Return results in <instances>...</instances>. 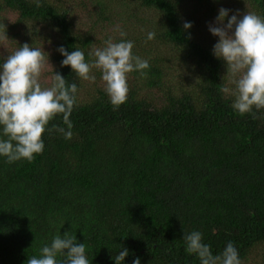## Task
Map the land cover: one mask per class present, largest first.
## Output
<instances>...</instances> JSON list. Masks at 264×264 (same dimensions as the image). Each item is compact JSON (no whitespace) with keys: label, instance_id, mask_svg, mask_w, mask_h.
I'll use <instances>...</instances> for the list:
<instances>
[{"label":"trees","instance_id":"trees-1","mask_svg":"<svg viewBox=\"0 0 264 264\" xmlns=\"http://www.w3.org/2000/svg\"><path fill=\"white\" fill-rule=\"evenodd\" d=\"M221 8L225 23L264 18V0H0V65L27 43L49 57L42 86L58 73L78 89L71 139L46 131L31 163L0 156V264H27L66 232L89 264H116L125 248L123 264H200L185 250L193 231L213 255L232 242L241 264H264V109L241 116L221 91L234 88L209 31ZM109 38L132 41L149 63L115 110L100 71L89 87L58 51L79 49L89 63ZM53 124L68 131L62 116Z\"/></svg>","mask_w":264,"mask_h":264},{"label":"clouds","instance_id":"clouds-1","mask_svg":"<svg viewBox=\"0 0 264 264\" xmlns=\"http://www.w3.org/2000/svg\"><path fill=\"white\" fill-rule=\"evenodd\" d=\"M35 4L40 7V0H35ZM228 14V9L221 8L217 17L219 26H209L212 35L219 37L213 53L226 62V75L234 85V88L225 86L221 91L234 97L232 107L239 115L252 114L255 119L253 110L264 109V18L247 12L242 18L232 15L225 23ZM183 27L190 29L192 25L186 22ZM116 31L121 37L127 35L118 25ZM154 38L155 33L149 32L147 39ZM105 45L90 53L96 58L91 64L79 49L70 54L63 47L58 51L65 57L62 66H70L81 80L95 82L92 70L101 72L115 110L127 101L128 74L137 71L146 75L144 70L149 68V63L133 55L134 44L130 40L114 42L109 38ZM49 64L44 50L25 43L0 65V136L6 137L0 138V156L6 157L9 164L22 159L31 163L36 155L42 154L46 131L62 133L65 139L72 137L70 115L76 104L77 85H68L62 75L54 73L51 86H42L41 77ZM57 116H62L68 131L56 124L48 127ZM183 240L186 252L195 254L200 264H241L232 242L222 254L213 255L210 246L202 242L200 232L184 234ZM40 252L39 258L28 257L27 264H89L85 244L77 243L76 236L69 232L55 236ZM128 254L127 248L120 251L114 258L116 264H123ZM133 264H140V259H134Z\"/></svg>","mask_w":264,"mask_h":264},{"label":"rangeland","instance_id":"rangeland-1","mask_svg":"<svg viewBox=\"0 0 264 264\" xmlns=\"http://www.w3.org/2000/svg\"><path fill=\"white\" fill-rule=\"evenodd\" d=\"M38 28H39V31L41 33V35H45L44 37H46V39H49L50 38V33L48 31V29L46 27H44L42 24L41 25H38ZM9 50V45L8 43H4L1 47H0V54H4L6 53L7 51ZM90 64L91 63H94V61L92 62H89ZM97 73H98V70L96 69H93V72L91 73L92 75H95V77H97ZM101 73V72H100ZM133 77L134 75H132V73L130 75H128V78H129V81L130 82H133ZM85 83V81H84ZM95 83H96V80H95ZM86 84L89 85V87L93 86L94 82H91V81H87ZM96 85V84H95ZM91 89V88H90ZM243 264H257V262L253 261L252 258H250V260H248L246 263H243Z\"/></svg>","mask_w":264,"mask_h":264}]
</instances>
